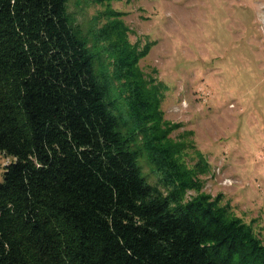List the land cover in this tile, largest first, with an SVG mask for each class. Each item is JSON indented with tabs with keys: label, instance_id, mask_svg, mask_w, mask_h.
<instances>
[{
	"label": "trees",
	"instance_id": "16d2710c",
	"mask_svg": "<svg viewBox=\"0 0 264 264\" xmlns=\"http://www.w3.org/2000/svg\"><path fill=\"white\" fill-rule=\"evenodd\" d=\"M94 1L84 32L69 0H0V264H264V238L203 191L204 155L189 166L170 137L150 44Z\"/></svg>",
	"mask_w": 264,
	"mask_h": 264
},
{
	"label": "rangeland",
	"instance_id": "374dc122",
	"mask_svg": "<svg viewBox=\"0 0 264 264\" xmlns=\"http://www.w3.org/2000/svg\"><path fill=\"white\" fill-rule=\"evenodd\" d=\"M107 7L68 2L84 32ZM110 8L132 44H150L139 65L164 85L163 117L185 161L194 166L200 152L208 162L203 191L264 238V0H112ZM10 161L0 152V177Z\"/></svg>",
	"mask_w": 264,
	"mask_h": 264
}]
</instances>
